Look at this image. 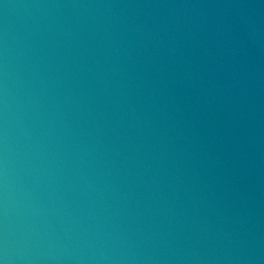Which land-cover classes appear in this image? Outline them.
Instances as JSON below:
<instances>
[{"label": "water", "instance_id": "1", "mask_svg": "<svg viewBox=\"0 0 264 264\" xmlns=\"http://www.w3.org/2000/svg\"><path fill=\"white\" fill-rule=\"evenodd\" d=\"M0 264H264V0H0Z\"/></svg>", "mask_w": 264, "mask_h": 264}]
</instances>
